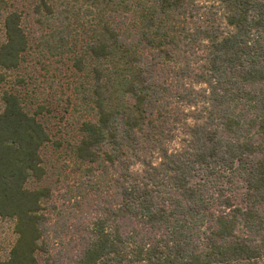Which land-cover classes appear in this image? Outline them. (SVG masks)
I'll return each mask as SVG.
<instances>
[{
    "label": "trees",
    "instance_id": "obj_1",
    "mask_svg": "<svg viewBox=\"0 0 264 264\" xmlns=\"http://www.w3.org/2000/svg\"><path fill=\"white\" fill-rule=\"evenodd\" d=\"M0 37V264H264V0H0Z\"/></svg>",
    "mask_w": 264,
    "mask_h": 264
},
{
    "label": "rangeland",
    "instance_id": "obj_2",
    "mask_svg": "<svg viewBox=\"0 0 264 264\" xmlns=\"http://www.w3.org/2000/svg\"><path fill=\"white\" fill-rule=\"evenodd\" d=\"M31 1V0H29ZM30 12V10H29ZM26 21H29L32 19V17L30 15H28V17H25ZM1 38V37H0ZM30 68H26L25 66L20 67L18 70L14 71L13 74L8 75L9 77H11V79L14 78L15 75H21L25 73V70H28ZM73 87L71 86V88L66 92H64V89L62 91V94L60 92H57L54 98V101L56 100V97L58 95H61L62 99H64V94L65 96H72L73 94ZM2 92V89H0V94ZM59 103V101H55V103L53 104V108L56 106V104ZM58 110H62V107H58ZM55 114H59L58 112H55ZM61 116V113L58 115ZM41 122L43 124H46V126H48V129L50 130V136H51V142L55 141V140H61L62 146L61 148L58 150L56 149H52L53 148V144H48L49 146L47 147V151H46V155H44V159L46 162V164H48L49 166V177L46 179V181L44 180L43 183L45 185H50V186H56V182L60 181L62 178H71V180L76 177L77 175L75 174H71V172L69 173V171H63V162L64 160H66V144L71 143L74 139L70 136H68L67 134L64 133H57L56 132V127L53 124H50L49 120L50 118H41ZM51 122H53V119H51ZM61 126V125H60ZM64 128V127H62ZM38 183L36 180L32 179L29 181L28 186L30 188H34L35 186H37ZM15 236L12 233V224L7 222L6 220H2L0 219V260H5L8 256V253L13 245Z\"/></svg>",
    "mask_w": 264,
    "mask_h": 264
}]
</instances>
